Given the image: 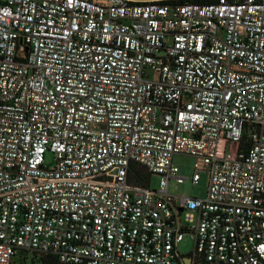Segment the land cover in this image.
<instances>
[{"label":"built area","instance_id":"built-area-1","mask_svg":"<svg viewBox=\"0 0 264 264\" xmlns=\"http://www.w3.org/2000/svg\"><path fill=\"white\" fill-rule=\"evenodd\" d=\"M178 1L0 0V264H264V0Z\"/></svg>","mask_w":264,"mask_h":264},{"label":"rangeland","instance_id":"rangeland-1","mask_svg":"<svg viewBox=\"0 0 264 264\" xmlns=\"http://www.w3.org/2000/svg\"><path fill=\"white\" fill-rule=\"evenodd\" d=\"M172 162L175 166H182L183 177L187 178L183 184H177L175 181H170L168 184L169 193L176 196H186L195 198H204L206 194L207 179L205 175H201L197 184H192L190 181L193 173L194 160L190 156L174 155ZM160 178L151 176L149 187L156 189L159 186ZM192 242L188 238L184 239L179 245V251L186 254L192 249ZM40 256L31 253H21L13 258V264H40Z\"/></svg>","mask_w":264,"mask_h":264},{"label":"trees","instance_id":"trees-1","mask_svg":"<svg viewBox=\"0 0 264 264\" xmlns=\"http://www.w3.org/2000/svg\"><path fill=\"white\" fill-rule=\"evenodd\" d=\"M180 3L185 2H196V3H207L210 2L209 0H179ZM144 180H147L148 175L145 173L140 174ZM140 184V183H138ZM40 264H58L56 257L53 256H40Z\"/></svg>","mask_w":264,"mask_h":264},{"label":"water","instance_id":"water-1","mask_svg":"<svg viewBox=\"0 0 264 264\" xmlns=\"http://www.w3.org/2000/svg\"><path fill=\"white\" fill-rule=\"evenodd\" d=\"M128 1H158V0H128Z\"/></svg>","mask_w":264,"mask_h":264}]
</instances>
